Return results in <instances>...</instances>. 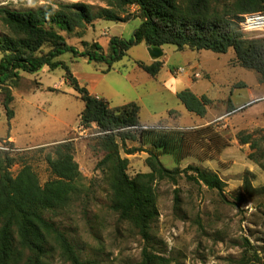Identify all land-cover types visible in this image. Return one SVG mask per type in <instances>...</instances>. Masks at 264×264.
Instances as JSON below:
<instances>
[{
    "label": "trees",
    "instance_id": "16d2710c",
    "mask_svg": "<svg viewBox=\"0 0 264 264\" xmlns=\"http://www.w3.org/2000/svg\"><path fill=\"white\" fill-rule=\"evenodd\" d=\"M97 1L105 3L106 7L96 8L78 2L26 11L0 8V25L5 31L4 36H0L3 105L8 118L13 119L12 89L18 86L16 82L21 79L22 72L37 73L44 67L51 71L63 68L66 81L85 104L80 125L91 130L94 125L97 127L94 129L97 135L89 138L95 142L94 149L103 154L96 169L109 189L110 208L146 241L140 264H171L151 244L153 226L159 217L156 183H177L178 177L186 174L190 181L218 191L226 202L243 206L264 194V186L256 188L254 174L246 172L242 186L226 195V184L210 170L195 166L183 171L167 169L161 156L170 155L177 164L182 163L190 156L193 144L205 143L203 132L212 131L213 126L196 131L143 129L138 103L113 107L108 100L94 96L87 87L81 86L69 66L59 58L71 52L90 62L104 63L111 71L115 63L129 57L130 49L139 44L148 47L170 45L180 52L211 51L223 55L233 51L237 65L257 72L264 85V38L246 37L239 29L246 17L264 13V0ZM134 5L138 16L128 14ZM135 19H140L141 25L133 38L114 37L108 50L98 42L81 41L84 50L80 51L68 42L74 36L83 39L98 20L127 23ZM134 64L152 77H156L163 67L161 60L151 64L136 61ZM178 99L188 112L200 117L206 116L212 104L207 96L198 97L189 89L180 92ZM219 139L222 138L211 132L210 144ZM238 139L242 145L250 144L253 150H260L264 135L261 140H254L252 135L241 132ZM128 141L150 147L146 160L149 172L136 176L128 173L130 161L122 156ZM4 145L16 149L9 141ZM229 145V141L224 140L216 152L221 153ZM139 151L144 150L135 148L126 153L133 155ZM29 153L0 150V264H60V260L81 264L69 237L53 218L47 217V214L56 215L67 210L80 201L88 189L76 161L75 144L67 140L35 151L45 155L52 176L44 185L34 167L26 161ZM250 158L264 170V164L255 154ZM18 162L22 167L15 175L12 168Z\"/></svg>",
    "mask_w": 264,
    "mask_h": 264
},
{
    "label": "rangeland",
    "instance_id": "374dc122",
    "mask_svg": "<svg viewBox=\"0 0 264 264\" xmlns=\"http://www.w3.org/2000/svg\"><path fill=\"white\" fill-rule=\"evenodd\" d=\"M78 2L96 8L106 7L97 0H0V8L26 11ZM128 14L138 16L137 7L131 6ZM247 21L246 17L239 24L245 36L264 38V23H253L252 26L257 28H248ZM140 25V19L129 23L98 20L84 39L74 36L68 42L82 51V40L93 42L99 38L103 44L114 37L130 40ZM4 34L0 25V36ZM48 50L44 49L45 52ZM2 57L0 52V62ZM195 57H200L201 64L194 60ZM128 59L149 62L146 45H134ZM128 59L114 65L123 73L111 72L100 88L113 106L139 102L143 107L142 120L159 121L156 127L160 131L204 130L214 116L221 117L210 124L212 131L203 132L205 143L193 144L190 156L182 163L177 164L170 155L161 156L167 169L183 171L195 166L210 170L226 184V195L242 186L246 172L254 174L256 188L264 186V170L250 158L255 154L264 164V141L260 142V150H253L250 144L242 145L238 139L241 132L252 135L254 140H261L264 135V85L257 72L237 65L233 51L223 55L211 51L183 53L174 46H165L163 60L169 63L168 66L183 67L187 72H191L190 67L198 68L200 73L210 76L196 83L201 91L208 89L209 96L215 100L208 108V115L200 117L188 112L174 96L172 87H166L163 81H150L144 72L143 75H132L131 81L134 84L137 81L135 85L126 80L121 74L128 75L129 68L124 66L129 64ZM61 60L81 78L99 72L100 64L71 52L64 54ZM39 72H22L21 79L16 82L18 86L12 89L15 96L12 107L16 114L13 120L8 118L3 105L5 92H0V145L13 136L18 146L32 147L71 138L77 131L85 104L65 80V70L60 67L47 73ZM178 87L185 89L181 85ZM211 132L222 139L211 145ZM92 139L72 141L76 161L88 187L86 193L67 210L56 215L47 214V217L53 218L69 237L81 264H140L146 241L111 210L109 189L96 169L103 154L94 149ZM224 140L229 141V147L217 153ZM135 148L144 151L133 155L126 153ZM149 148L140 142L128 141L122 149L123 158L130 161L128 173L131 176L150 171L146 163ZM26 161L38 173L42 185L52 178L45 155L30 152ZM21 167L18 162L12 168L13 174H18ZM156 191L159 217L153 226L151 244L171 264H264V194L257 195L248 206L235 205L226 202L218 191L190 181L186 174L178 177L177 183H156ZM60 264L72 263L60 260Z\"/></svg>",
    "mask_w": 264,
    "mask_h": 264
},
{
    "label": "crops",
    "instance_id": "0c3cea01",
    "mask_svg": "<svg viewBox=\"0 0 264 264\" xmlns=\"http://www.w3.org/2000/svg\"><path fill=\"white\" fill-rule=\"evenodd\" d=\"M97 22V21H96ZM96 22L94 24V26L96 25ZM131 22V21H130ZM129 23V22H127ZM92 26V27H94ZM140 27V26H139ZM138 27V28H139ZM91 28V27H90ZM89 28V29H90ZM136 28L134 30V33H133V36L136 32V30L138 29ZM88 29V30H89ZM125 31V30H124ZM88 33V31H87ZM87 33L85 34V36L87 35ZM103 35L106 36V37H109L108 33L107 32H103ZM84 36V37H85ZM121 39H124L122 37H119ZM84 39V38H83ZM126 40V39H124ZM84 41V40H82ZM88 42V41H87ZM93 42H98L103 48L104 50H108V47H109V43H110V40H106V44H103L102 40L99 39V38H95L93 40ZM89 43H92V42H89ZM147 49H148V46H146ZM162 50L164 52V55H165V46L162 47ZM188 52H196V51H184L183 53H188ZM200 53V52H199ZM129 57L127 58H124L122 61H124L125 59H128ZM164 56L162 57L161 61L163 62V67L161 69V71L159 72V74L156 76V77H152L150 76L149 74H147L146 72H144L142 69H140L136 64H134V62L136 61H131L130 59H128L127 62H129V64L127 65H124L126 68H129V72H128V75H123L121 74L126 80L132 82V84H134L133 81H131V77L132 75H134L136 73V75L140 74V75H143L142 73L144 72L146 75H147V79H149L150 81H163V83L165 84L166 87H172V89L174 90L173 91V94L174 96H176V98H178V94L186 89H189L191 90L195 95H197L198 97H202V96H207L211 101L212 103L215 102V100H212V97L209 96V91L208 89L204 90V91H201L200 87L198 84L197 81H199L200 79H196L193 75L195 73H200V71H198L199 69L198 68H193V67H190L191 68V72H187L186 71V74L185 75H182V76H179V75H176L175 71L178 69V68H183V67H177V68H172L170 66H168V62L167 61H164L163 60ZM86 59V58H85ZM59 60H61V57L59 58ZM88 60V59H86ZM195 61L199 62V64H201V59L200 57H195L194 58ZM62 61V60H61ZM120 61V62H122ZM141 62H144V61H141ZM154 61L151 59L150 55H149V62H145L147 64H151L153 63ZM95 63V62H94ZM118 63V62H117ZM96 64H100V67L98 69L99 72L97 73H91L89 74L88 76L86 77H80V75L77 73V72H74V76L77 78L79 84L81 86H85L87 87V89L90 91L91 94H93L94 96H97L99 98H104L106 100H108L110 102V104L112 105L111 101L109 100V98L106 97V94L100 90L101 88V85L102 83L104 82V80L106 79V77L111 73V72H116V73H123L122 71H117V69H115V67L113 66V69L111 71H108V68H107V65L104 64V63H96ZM116 64V63H115ZM114 64V65H115ZM201 66V65H200ZM51 70L48 68V67H44L41 72L39 73H47V72H50ZM202 75V79L204 77H210L208 73H200ZM66 80V79H65ZM137 81H135V84H136ZM134 84V85H135ZM182 86V88H185V89H180L178 86ZM50 90H54V89H51ZM246 90L249 91V88L247 87V84H246ZM55 91V90H54ZM14 102H15V96H14ZM13 102V104H14ZM132 103V102H131ZM135 103H138L141 107V113H140V120H141V123L144 125V126H149V127H156L159 123V121H149L148 122H144L141 118V115L143 113V107L141 106V104L139 102H135ZM129 104V103H128ZM126 105V104H125ZM113 106V105H112ZM124 106V105H122ZM113 107H121V106H113ZM209 108V107H208ZM15 112V110H14ZM208 115V112L206 114V116ZM16 114L14 115L13 119L15 118ZM221 117H216L214 116L212 120H210L208 123H206V125H210L212 124L213 122H216L217 120H219ZM12 119V120H13ZM158 128V127H157ZM74 137V136H73ZM73 137L71 138H67V139H59V140H53V141H50V142H46V143H42V144H38V145H35V146H32V147H20L18 146L17 144V140H16V137H13V136H9L8 139H5L4 142H11L14 144L16 150L18 152H35L36 150L40 149V148H43V147H52L56 144H59V143H62V142H65L67 140H73Z\"/></svg>",
    "mask_w": 264,
    "mask_h": 264
},
{
    "label": "built area",
    "instance_id": "2783aa9c",
    "mask_svg": "<svg viewBox=\"0 0 264 264\" xmlns=\"http://www.w3.org/2000/svg\"><path fill=\"white\" fill-rule=\"evenodd\" d=\"M257 17H263L264 18V14H257V15H252V16H248L247 17V23L249 25L248 28H257V27H254V26H250V20L252 18H257ZM259 28V27H258ZM176 75H179V76H182V75H185L186 74V70L184 68H179L175 71ZM196 79H200L202 78V75L200 73H195L193 75ZM97 127L94 125L93 126V129H87L85 128L84 126L82 125H79L77 131H75V134H74V137H73V140L71 141H78V140H82V139H86V138H89V137H92V136H95L97 135V133H95L94 129H96ZM152 128H157V127H149V126H144L143 129H152ZM159 128V127H158ZM5 144V143H4ZM4 144H1L0 145V150H5V151H17L16 149L15 150H11V148H9L8 146L4 145Z\"/></svg>",
    "mask_w": 264,
    "mask_h": 264
},
{
    "label": "water",
    "instance_id": "95a60500",
    "mask_svg": "<svg viewBox=\"0 0 264 264\" xmlns=\"http://www.w3.org/2000/svg\"><path fill=\"white\" fill-rule=\"evenodd\" d=\"M148 52L153 61H158L164 56L161 46L152 45L148 47Z\"/></svg>",
    "mask_w": 264,
    "mask_h": 264
},
{
    "label": "bare ground",
    "instance_id": "6f19581e",
    "mask_svg": "<svg viewBox=\"0 0 264 264\" xmlns=\"http://www.w3.org/2000/svg\"><path fill=\"white\" fill-rule=\"evenodd\" d=\"M262 19H264V18H263V17L252 18V19L250 20V26H252L253 23H255V24H253V25H258V24H256V23L263 24L264 21H260V20H262Z\"/></svg>",
    "mask_w": 264,
    "mask_h": 264
}]
</instances>
